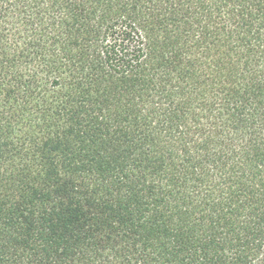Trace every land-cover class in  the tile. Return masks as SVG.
<instances>
[{"label": "trees", "instance_id": "trees-1", "mask_svg": "<svg viewBox=\"0 0 264 264\" xmlns=\"http://www.w3.org/2000/svg\"><path fill=\"white\" fill-rule=\"evenodd\" d=\"M0 264H264V0H0Z\"/></svg>", "mask_w": 264, "mask_h": 264}]
</instances>
